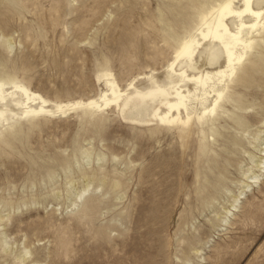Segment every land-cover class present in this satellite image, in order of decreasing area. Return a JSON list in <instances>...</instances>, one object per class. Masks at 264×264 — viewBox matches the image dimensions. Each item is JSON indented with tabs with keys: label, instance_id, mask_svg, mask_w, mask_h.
I'll return each mask as SVG.
<instances>
[{
	"label": "rangeland",
	"instance_id": "rangeland-1",
	"mask_svg": "<svg viewBox=\"0 0 264 264\" xmlns=\"http://www.w3.org/2000/svg\"><path fill=\"white\" fill-rule=\"evenodd\" d=\"M14 1L0 0V76L52 102L105 92L103 71L123 89L133 80L147 88L186 34L187 1ZM263 53L261 42L239 73L252 80L237 77L229 89L250 123L240 129L231 113L222 118L201 156L196 132L152 135L115 108L0 128V264H264V174L253 179L261 175L264 63L251 67ZM227 108L241 113L233 102ZM244 183L251 189L241 197Z\"/></svg>",
	"mask_w": 264,
	"mask_h": 264
},
{
	"label": "bare ground",
	"instance_id": "bare-ground-1",
	"mask_svg": "<svg viewBox=\"0 0 264 264\" xmlns=\"http://www.w3.org/2000/svg\"><path fill=\"white\" fill-rule=\"evenodd\" d=\"M79 1L72 0L70 4ZM183 1H187V5L181 9L180 15L186 20V34L175 39V56L162 78L147 76V88L141 86L140 80H133L123 89L111 71H103L98 81L104 82L105 92L86 100L52 102L17 78L0 76V128H13L19 122H30L44 116H65L76 111L91 114L115 108L128 123L147 127L152 135L167 127L175 129L179 137L186 140L196 132L201 156L220 136L216 123L222 118L228 116L229 119L231 113L236 117L231 121L237 127L248 126V114L246 117L242 115L248 111L247 104L244 105L246 101L243 99L242 104L240 97L235 101L229 89L237 77L248 83L252 80L249 70L250 73L246 71L249 74L241 77L239 73L245 70V62L252 52L261 42L264 43V0H181V3ZM18 2L15 0L13 4L18 6ZM13 44L8 39L4 45L12 50ZM259 56L257 61L251 62L253 73L264 63V57ZM232 102L241 113L229 111L227 104ZM258 145L260 156L257 155L255 162L261 175L253 177L255 180L264 174V142ZM89 186L90 182L79 198L83 199L89 192ZM114 188H118V192L122 188L119 180ZM250 189V184L244 183L240 196ZM240 198L236 199V204ZM84 206L85 209H94L91 199L84 200ZM232 212L227 210L228 215ZM30 253L18 257V262L27 260Z\"/></svg>",
	"mask_w": 264,
	"mask_h": 264
}]
</instances>
